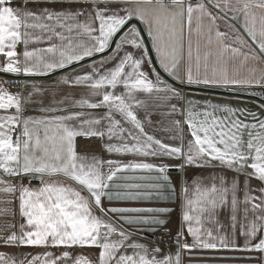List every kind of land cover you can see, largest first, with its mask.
Masks as SVG:
<instances>
[{"label":"snow or ice","instance_id":"1","mask_svg":"<svg viewBox=\"0 0 264 264\" xmlns=\"http://www.w3.org/2000/svg\"><path fill=\"white\" fill-rule=\"evenodd\" d=\"M145 33L174 81L264 92V0H0V72L65 73L16 92L0 83V217H12L0 224V247L73 250L0 251V264H182V252L197 248L256 252L244 259L264 264V103L252 111L186 98L152 66ZM64 86L83 93L61 95ZM161 108L179 117L169 129L178 144L145 129ZM80 139H107L104 152L134 158L105 159ZM137 157L216 174L185 176L177 191L167 163ZM169 199L182 214L175 254L138 238L165 226L172 208L115 203Z\"/></svg>","mask_w":264,"mask_h":264},{"label":"crops","instance_id":"2","mask_svg":"<svg viewBox=\"0 0 264 264\" xmlns=\"http://www.w3.org/2000/svg\"><path fill=\"white\" fill-rule=\"evenodd\" d=\"M145 38L147 43L150 46L151 50V42L147 39V35L145 33ZM36 46L44 47L46 44L42 43ZM147 47V45H146ZM22 50V46H21ZM152 53V58L160 72L165 75L166 77L167 74L163 73V70L159 68L158 63H156V56L155 52L151 50ZM107 53L103 54L106 55ZM150 55V53H149ZM151 58V56H150ZM95 59L99 60L100 56H97ZM89 63H91V60H85L83 62L84 66H87ZM153 67L154 64L152 65ZM77 68L80 66H74ZM69 71H72L70 68ZM3 73V72H2ZM8 74L12 77H7L0 75V83H3L4 87L8 88L9 90L16 92L21 90V84L24 83L25 81L31 83V82H36V83H42L46 86H49L52 84L53 81L57 80L59 76L64 75L65 73L63 71H57L56 73L48 76V77H25L23 75H14V74ZM169 79L172 80L171 77H168ZM164 79H166L164 77ZM167 80V79H166ZM168 81V80H167ZM174 81V80H173ZM177 83H180L178 81H175ZM168 83H171L168 81ZM181 84V83H180ZM174 85V84H173ZM186 85V84H183ZM177 87L179 90H181L186 98H191L193 100L197 101H203V100H211L214 103H229L233 106L236 107H241V108H248L252 111H258L260 104H262L261 101L256 100L254 98H249V97H244V96H236L232 94H221V93H213V92H206V91H198V90H192V89H184L181 87ZM187 86H195V87H200V88H205L203 86L199 85H187ZM205 89H211V88H205ZM119 90V89H118ZM211 90H220V91H226V92H233V93H241L245 94L243 90H236V91H231V90H226V89H211ZM249 92H256L260 93L259 95H253V96H258V97H263L264 92H260V89L258 88H253L247 90ZM83 93V88L82 87H77V88H69L67 86H64L61 89V95H68L69 97L72 98H79V96ZM60 96L57 97L59 99ZM143 98V97H139ZM35 106H33L34 108ZM33 108H29L28 115H39L37 111H34ZM91 111L94 115L96 114H102L103 109H96V110H88ZM167 109L161 108L153 111V114L150 117L151 123H148L147 120H145V129L146 131L150 134L153 135L155 138L160 139L164 143L168 144H177V140L171 139L170 137L173 135L169 129L171 128L170 120L179 118L178 116H173L169 117L167 115H163L162 113L166 112ZM138 116L141 119H144V112L143 109L138 110ZM125 127H131L130 125H125ZM107 139L104 141H100L99 139H92V140H83L80 139V143L83 146H87L91 151L95 152L96 154L103 156L105 159H119L123 161L127 160H132L134 157L133 155L126 154V155H119V154H114V155H109L108 153L104 152L101 149V144L102 143H108ZM115 142V141H111ZM138 159H143L145 162H150V163H160L158 160H154L152 157H137ZM216 174V171H214L211 168H196V167H191L186 170V172H176L174 169H169L167 170V175L170 177L172 182L176 185L177 191L180 190L181 183L183 182V179L185 176L187 177H199V176H209ZM137 175H149L146 172H140L137 173ZM154 175V173H153ZM231 173H229V179H231ZM243 183V177H241V184ZM255 181H253V185H255ZM33 186H38L34 182ZM107 204V202H105ZM117 203L118 206H163V207H169L172 208L173 211L166 214L163 218L167 221V224L163 227L170 228L171 231L173 232L174 235L181 229V205L179 201L173 202L171 199H169L167 202H160V201H150V202H115ZM16 217H15V223L17 224V227L21 223V219L19 217L18 213V203L16 205ZM221 223H224L227 225L228 219L226 213H222L219 217ZM12 217H0V224H3L5 222L11 221ZM205 227H211L209 224H205ZM162 228V227H161ZM157 231H149L147 228L143 229L140 231L138 234V238L140 242H150L153 246H159L165 254H175L176 249H177V244H176V238L173 240V242L170 245H163L160 244L155 237V233ZM187 241L189 244L192 243V238L189 236L187 237ZM240 243L242 244L243 241L241 240ZM51 251L56 253L57 255L60 254L61 251L63 250H69L73 251L71 249H54V248H43V247H0V251H3L8 254H15L19 256L21 253L24 254H38L42 253L43 251ZM80 252H83L84 254L91 255L92 253L95 252L94 249H80L76 248L74 250V254H78ZM259 254L256 252H241V251H232L228 249H216V250H203V249H191L188 251L182 252V264H256L255 260H249V259H244V257L247 256H252L256 257ZM68 264H71L69 261Z\"/></svg>","mask_w":264,"mask_h":264},{"label":"water","instance_id":"3","mask_svg":"<svg viewBox=\"0 0 264 264\" xmlns=\"http://www.w3.org/2000/svg\"><path fill=\"white\" fill-rule=\"evenodd\" d=\"M145 41H146V38H145ZM146 45H147V48L149 50V53H150L151 59L153 61V64H154L155 68L158 70V68H157V66H156V64H155V62H154V60L152 58V53H151V50H150V46L147 43V41H146ZM158 71H160V70H158ZM0 75L7 76V77H12V76H10L8 74H5V73H2V72H0ZM161 75L163 77H165L168 81L173 83L174 85H176L178 87H181V88H184V89H192V90H198V91H206V92H213V93L232 94V95H236V96H244V97L254 98V99L259 100L262 103H264V96L263 97H258V96L248 95V94L233 93V92H226V91H220V90H211V89H205V88H200V87H195V86H187V85H183V84L177 83V82L169 79L168 77H166L162 73H161Z\"/></svg>","mask_w":264,"mask_h":264},{"label":"built area","instance_id":"4","mask_svg":"<svg viewBox=\"0 0 264 264\" xmlns=\"http://www.w3.org/2000/svg\"><path fill=\"white\" fill-rule=\"evenodd\" d=\"M155 237L160 244L170 245L173 242V239L176 238V235L173 234L170 228L162 227L157 230Z\"/></svg>","mask_w":264,"mask_h":264},{"label":"rangeland","instance_id":"5","mask_svg":"<svg viewBox=\"0 0 264 264\" xmlns=\"http://www.w3.org/2000/svg\"><path fill=\"white\" fill-rule=\"evenodd\" d=\"M179 143V141H177V144ZM158 161H160V160H158ZM160 162H163V163H167L168 165H169V169L171 170V169H174V170H176V172H180L181 173V171L176 167V165L179 163V161L178 160H175V159H170V158H167V157H165V158H163V161H160ZM174 240V239H173Z\"/></svg>","mask_w":264,"mask_h":264}]
</instances>
